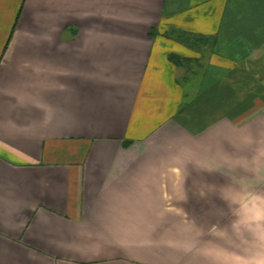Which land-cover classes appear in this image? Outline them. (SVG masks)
Returning a JSON list of instances; mask_svg holds the SVG:
<instances>
[{
    "label": "crops",
    "instance_id": "crops-1",
    "mask_svg": "<svg viewBox=\"0 0 264 264\" xmlns=\"http://www.w3.org/2000/svg\"><path fill=\"white\" fill-rule=\"evenodd\" d=\"M257 169L264 0H0V264H227Z\"/></svg>",
    "mask_w": 264,
    "mask_h": 264
},
{
    "label": "clouds",
    "instance_id": "clouds-1",
    "mask_svg": "<svg viewBox=\"0 0 264 264\" xmlns=\"http://www.w3.org/2000/svg\"><path fill=\"white\" fill-rule=\"evenodd\" d=\"M224 174L230 179V183L219 187L220 191H215L217 188L210 186L213 191L199 194L205 197L209 193H217L227 204V213L220 209L218 214L230 216L231 234H238L255 249L251 254L227 264H264V169L253 170L248 178H237L229 172ZM209 231L229 235L227 229L222 230L217 225H213ZM195 244V240L189 242L188 249L191 250ZM214 264L226 262L216 260Z\"/></svg>",
    "mask_w": 264,
    "mask_h": 264
},
{
    "label": "trees",
    "instance_id": "trees-1",
    "mask_svg": "<svg viewBox=\"0 0 264 264\" xmlns=\"http://www.w3.org/2000/svg\"><path fill=\"white\" fill-rule=\"evenodd\" d=\"M171 59H173V57H171Z\"/></svg>",
    "mask_w": 264,
    "mask_h": 264
}]
</instances>
